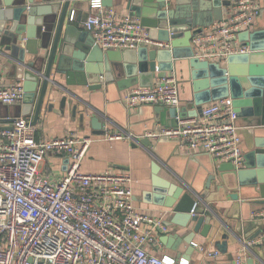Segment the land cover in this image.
I'll use <instances>...</instances> for the list:
<instances>
[{
    "label": "built area",
    "instance_id": "obj_1",
    "mask_svg": "<svg viewBox=\"0 0 264 264\" xmlns=\"http://www.w3.org/2000/svg\"><path fill=\"white\" fill-rule=\"evenodd\" d=\"M88 1L91 12L84 26L102 48L170 47L151 38L139 17L119 14L103 0ZM259 12V0H236L226 16L193 35L195 55L225 63L230 54L248 52L239 34L254 28ZM74 16L72 11L70 20ZM24 93L20 80L1 85L0 103L20 104ZM124 101L129 108L179 107L177 78L173 72L160 73L153 85L127 90ZM236 120L233 100L226 97L203 105L196 116L179 118L177 126L157 127L140 138L167 137L189 150L202 148L218 162L242 167L244 151ZM6 125L12 128L0 124V264H189L185 258L158 256L149 249L161 245L160 235L168 233L169 226L163 216L136 206L129 171H81L89 136L71 133L35 140L31 119L19 117ZM105 129L108 139L142 141L124 130ZM48 155L69 160L62 174L41 170ZM193 243L210 257L222 255L218 249L207 251ZM233 264H246L243 252L235 255Z\"/></svg>",
    "mask_w": 264,
    "mask_h": 264
},
{
    "label": "water",
    "instance_id": "obj_2",
    "mask_svg": "<svg viewBox=\"0 0 264 264\" xmlns=\"http://www.w3.org/2000/svg\"><path fill=\"white\" fill-rule=\"evenodd\" d=\"M76 1L0 0L1 53L9 59V75L22 80L25 91L19 105L0 103V122L10 124L34 112L31 124L35 125L47 98L51 99L57 92L64 93L60 100L61 112L64 113L67 106L72 107L74 114L81 111L84 120L91 107L89 99L84 96L104 95L113 84L120 89L134 85L149 87L158 72L175 74L182 101L179 74L184 72L192 84V111L187 107L156 105L155 111L163 125L177 126L179 118L198 115L203 105L231 97L241 137L242 124L248 129L257 126L264 130V25L242 31L239 39L249 46V51L230 54L225 63L200 59L192 44L193 35L221 20L236 0H125L130 14L140 18L149 36L170 43V47L141 45L137 49L124 50L102 48L92 39L90 31L80 30L69 22ZM103 2L106 5V0ZM259 2V17L264 19L263 0ZM76 102L83 103L84 107ZM53 106L49 101L48 110ZM90 122L94 134L105 133L99 114L93 115ZM4 127L12 128L11 125H2ZM141 143L152 146L147 137ZM243 151L242 167L232 162L215 166L221 178L217 190L225 191V196L234 201L243 194V201L239 203L243 207L251 204L264 206V135L255 136L248 143L246 152L244 148ZM154 173V194L159 203L172 208L175 217L185 218L179 223L181 226L187 228L193 222L191 230L181 236L179 243H185V253L190 254L196 249L193 243L196 234L199 232L203 238H208L213 228L212 220L217 218L207 201L216 176L212 174L206 182V189L198 192L162 182L157 176V167ZM249 190L259 196L254 203L247 201L252 198ZM206 211L211 214L205 215ZM236 219L239 220L235 225L223 223L226 232L214 243L226 256L225 264H233L235 258L228 248L230 235L240 240L254 238L251 234L254 217L250 214L247 218ZM247 264H255L254 259L249 258Z\"/></svg>",
    "mask_w": 264,
    "mask_h": 264
},
{
    "label": "crops",
    "instance_id": "obj_3",
    "mask_svg": "<svg viewBox=\"0 0 264 264\" xmlns=\"http://www.w3.org/2000/svg\"><path fill=\"white\" fill-rule=\"evenodd\" d=\"M106 6L113 7L119 14H130L125 0H106ZM72 11H75V16L73 20H70ZM90 12L88 0H77L74 9H71L68 18L69 22L80 30L88 31L84 26V21ZM226 15L224 14V16ZM261 25H264V19H260L258 15L254 28ZM90 36L93 39L91 33ZM1 49L0 47V52ZM1 55L0 86H7L19 81L9 75V59L3 53ZM160 73L165 72H158L156 75ZM179 75L182 81V101L178 108L187 107L188 111H192L193 104L190 100L193 97L192 84L187 80V74L182 72ZM20 81L22 82V80ZM136 87L140 86L134 85L130 88L120 89L113 84L106 90L104 95H97L93 98L84 96L86 100L89 99L88 102L91 106L89 108L90 114L84 120L81 119V111L74 114L72 107L67 106L66 111L64 113L61 112L60 100L64 93L57 92L51 96V99L47 98L37 123L31 125L33 138L35 140H44L66 136L71 133L89 136L91 142L82 160L81 171L85 173H98L105 170L114 172L129 171L134 179L133 191L136 206L143 212L163 216L169 226V232L160 235L161 245L150 246L149 249L158 256L168 254L178 260L185 258L189 261V264H225L227 261L224 254L218 257H210L206 252L203 253L198 248L190 254L185 253L186 244L182 243L179 245L180 239L181 236L189 233L193 222H190L187 228L181 226L179 223H183L185 218H182V216L175 217V212L172 208L159 203V198L154 194L153 181L156 176L154 168L157 167V176L162 182L167 184L175 183L179 186H185L186 190L190 188L198 192L204 191L208 178L212 174L215 175L216 178L211 183L208 193L209 200L207 201L217 218L214 217L212 220L213 228L209 237L203 238L198 232L194 242L203 245L207 251L217 249L214 244L215 240L222 239V234L226 232L223 223L225 222L229 225L233 223L235 225L237 220H239L236 217L244 219L251 214L254 217L253 228L251 229V234L254 235L253 243L248 244V240H240L230 235L227 240L229 252L234 255L243 252L246 264L249 258H253L255 264H264V206L251 204L250 207H243L239 204L243 201V194L240 195L238 201H234L229 196H225V191L217 190V185L221 182V178L215 166L221 162H218L202 148L189 150L171 139L151 140L152 146L146 147L128 138L108 139L104 134L97 135L93 133L90 119L95 114H99L105 128L124 130L139 138L148 131L166 126L161 123L160 116L155 111L156 105H142L137 108L127 107L124 101L125 93L127 90ZM49 101L54 104L51 110L47 108ZM76 103L81 108L84 107L83 103ZM21 117H27L33 121L34 112ZM0 124L6 125L8 123L0 122ZM248 128L243 127V124L240 128L245 152L248 143H251L255 136L264 135L262 128L257 126L251 127V129ZM140 139L142 140L143 138ZM40 168L51 175L58 176L67 168L66 158L48 155ZM249 191H251L249 195L252 198L247 201L252 203L259 196L255 191ZM210 214V211L205 213V215Z\"/></svg>",
    "mask_w": 264,
    "mask_h": 264
}]
</instances>
